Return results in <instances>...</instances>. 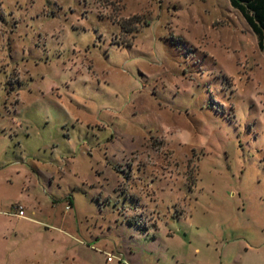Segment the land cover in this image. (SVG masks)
I'll use <instances>...</instances> for the list:
<instances>
[{
    "label": "rangeland",
    "instance_id": "obj_1",
    "mask_svg": "<svg viewBox=\"0 0 264 264\" xmlns=\"http://www.w3.org/2000/svg\"><path fill=\"white\" fill-rule=\"evenodd\" d=\"M0 191V264H264V50L228 0H0Z\"/></svg>",
    "mask_w": 264,
    "mask_h": 264
},
{
    "label": "trees",
    "instance_id": "obj_2",
    "mask_svg": "<svg viewBox=\"0 0 264 264\" xmlns=\"http://www.w3.org/2000/svg\"><path fill=\"white\" fill-rule=\"evenodd\" d=\"M231 8L240 13L255 35L258 47L264 50V0H228Z\"/></svg>",
    "mask_w": 264,
    "mask_h": 264
},
{
    "label": "crops",
    "instance_id": "obj_3",
    "mask_svg": "<svg viewBox=\"0 0 264 264\" xmlns=\"http://www.w3.org/2000/svg\"><path fill=\"white\" fill-rule=\"evenodd\" d=\"M3 192V191H2ZM133 194V197H135V191H133L132 192ZM2 193H1V191H0V195H1ZM136 198V197H135ZM6 201L7 200H5V199H3L2 198V196H0V231H1V229H2V227L1 226H6V223L7 222H9V217L11 218V217H17V216H14V215H12V211H11V213H5V212H3L2 211V207L3 206H6V207H8V205L6 204V205H4L5 203H6ZM21 205V204H20ZM22 206V205H21ZM17 218H19V217H17ZM20 219H22V220H26V221H31V220H29V218L25 215V218H20Z\"/></svg>",
    "mask_w": 264,
    "mask_h": 264
},
{
    "label": "built area",
    "instance_id": "obj_4",
    "mask_svg": "<svg viewBox=\"0 0 264 264\" xmlns=\"http://www.w3.org/2000/svg\"><path fill=\"white\" fill-rule=\"evenodd\" d=\"M12 215L19 218H25L24 208L20 204H15L12 206ZM113 260V255L109 254L107 261L111 262Z\"/></svg>",
    "mask_w": 264,
    "mask_h": 264
}]
</instances>
